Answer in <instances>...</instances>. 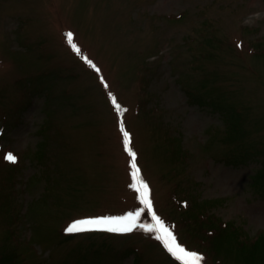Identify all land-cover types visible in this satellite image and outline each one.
Segmentation results:
<instances>
[{
	"label": "rangeland",
	"instance_id": "rangeland-1",
	"mask_svg": "<svg viewBox=\"0 0 264 264\" xmlns=\"http://www.w3.org/2000/svg\"><path fill=\"white\" fill-rule=\"evenodd\" d=\"M140 181L202 264H264V0H0V264H181L139 227L65 231L154 224Z\"/></svg>",
	"mask_w": 264,
	"mask_h": 264
},
{
	"label": "snow or ice",
	"instance_id": "snow-or-ice-1",
	"mask_svg": "<svg viewBox=\"0 0 264 264\" xmlns=\"http://www.w3.org/2000/svg\"><path fill=\"white\" fill-rule=\"evenodd\" d=\"M68 42L72 45L73 50L77 53L80 52V49L72 44V33L67 34ZM88 63L95 67L94 64L89 60ZM99 71V69H97ZM111 95V93H109ZM113 104L116 105L117 111L120 110V106L116 104V99L113 97ZM122 127V126H121ZM123 130V127H122ZM124 144L126 150L129 152V155L132 157L131 160V168L133 180L136 181L139 177L140 169L136 164V153L129 148V135L127 132H124ZM5 159L10 162H15L17 157L12 153H7ZM141 188H138L137 191L140 193L141 203L145 205L150 214L155 221L154 224H138L137 221L141 215V212L144 209L137 210L136 212H128L124 216L120 217H96V218H88L73 221L65 231L67 233H79L85 231L92 230H105L109 232H131L133 229L139 227L143 229L145 232L153 233L155 232V238L162 242L163 247L167 250V252L175 258V260L181 262V264H202L205 258L194 251H189L186 249L181 243L177 241L176 235L173 233L172 226H168L164 223V221L156 215L154 211H152V202L148 197V185L143 181H140ZM131 187L135 188L136 184L133 183Z\"/></svg>",
	"mask_w": 264,
	"mask_h": 264
},
{
	"label": "trees",
	"instance_id": "trees-1",
	"mask_svg": "<svg viewBox=\"0 0 264 264\" xmlns=\"http://www.w3.org/2000/svg\"><path fill=\"white\" fill-rule=\"evenodd\" d=\"M259 42H260V40H259ZM233 128H235V124L234 123H232V124H230V129H233ZM260 186H261V184H259ZM204 211V210H203ZM199 212H201V211H199ZM199 218H200V214H199ZM203 218H207L210 222H211V225L209 226L210 228V230H209V236L211 237V240H214V239H216V238H220V237H225V235H223V234H221L222 233V231H225L227 228H232V231L233 232H235V236L236 237H240V235H241V233L243 232V230L242 229H239V231H235L236 229H235V226H231L229 223H227V222H225V223H223L222 221H220V220H217V221H219V222H217V221H215L214 219L212 220V219H210L211 217L207 214V212H204L202 215H201V219H203ZM216 229V231H214ZM235 240L237 241V243L238 244H242L243 246H244V242H248V240H250V239H247V237H244V238H242V239H240V238H235ZM257 242V240H255V242L254 243H256ZM257 244V246H253V250H257L258 249V247H259V242L258 243H256ZM240 249V248H239ZM242 249V248H241ZM240 249V250H241ZM243 249H246V248H243ZM248 249H250L251 250V247L250 248H248ZM242 251V250H241ZM250 256H254V252H250ZM256 257H258V256H256ZM264 257V252H263V254H261V258H263Z\"/></svg>",
	"mask_w": 264,
	"mask_h": 264
}]
</instances>
